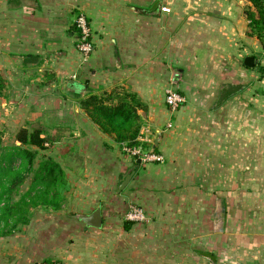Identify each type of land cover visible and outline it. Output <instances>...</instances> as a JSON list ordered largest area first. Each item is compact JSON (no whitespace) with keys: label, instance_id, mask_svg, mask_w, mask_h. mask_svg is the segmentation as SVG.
<instances>
[{"label":"crops","instance_id":"1","mask_svg":"<svg viewBox=\"0 0 264 264\" xmlns=\"http://www.w3.org/2000/svg\"><path fill=\"white\" fill-rule=\"evenodd\" d=\"M156 1L160 9L152 11ZM236 3L0 0L4 111L25 112L20 114L32 119L58 110L60 91L68 90L70 80L85 87V94L69 90L63 94L72 103L64 107L72 115V129L58 144L61 150L55 160L64 168L69 187L63 209L52 211L90 213L118 193L117 198L146 212L147 220L134 222L130 230L123 224L127 234L116 242L121 255L116 264H264V47L250 34L249 23L238 19ZM78 13L87 16L95 44L86 60L76 46ZM248 55L255 56L254 67L244 64ZM177 76L188 83L190 98L206 92L207 85L215 86L210 94L203 93L214 97L210 114L215 113V121L197 124L201 131L215 129V134L184 138L189 128L171 137L157 130L162 160L143 161L119 193L131 158L115 135L103 132L91 119L80 97L121 88L137 94L150 107L144 115L150 123L139 137L149 140L151 128L160 121L157 107L165 113L163 86ZM26 99L36 100L35 106ZM7 100L18 103L13 107ZM221 178L243 180L244 186L233 185L229 195L247 194L249 180L261 201L227 202L218 197ZM205 180H215V185ZM220 202L221 231L215 219ZM202 252L215 255L216 261ZM124 254L130 256L125 259Z\"/></svg>","mask_w":264,"mask_h":264},{"label":"rangeland","instance_id":"2","mask_svg":"<svg viewBox=\"0 0 264 264\" xmlns=\"http://www.w3.org/2000/svg\"><path fill=\"white\" fill-rule=\"evenodd\" d=\"M236 1V5L240 8L238 19L249 23V12H256V8L249 0ZM76 36L78 40V35ZM173 74H176V70L175 72L173 71ZM173 78V80H169L167 84L165 83L163 86L161 101L165 113H160V107H157L160 121L158 126L156 125L151 128L152 132L150 133L151 137L149 141L141 140L139 136L136 141H127L122 144V151L127 157L131 158L129 168L139 158V155H134L133 152L135 150H140L143 154L153 153L162 156L161 153L157 151V148L153 149L157 130L165 131L171 137L177 134L179 135L180 133L184 134L185 131L179 130H186L189 128L187 132L188 136L184 138L201 137L200 133L205 134L204 138H210L212 133L215 134V129L213 132L210 130L201 131V127L197 126V124L200 125L208 122L210 124L212 121H215V113L210 114L214 97H205L204 95L210 94L211 92L208 91H212V87H214L215 91V86L207 85L206 92H200L199 97L190 98L187 87L188 83L179 76ZM169 88H174L184 97V102L176 110L169 107L165 101L166 91ZM123 89L125 88L116 90L123 91ZM60 92L62 97L57 104L58 110L43 113L32 119H29V115L27 114H20L25 112L14 115L7 114L3 108V100L0 98V140L2 144L11 146L16 140L18 130L22 127H28L30 130L38 128L43 132V136H48L52 139L51 142L53 141V143H50L45 149L37 148L38 153L35 160L36 167L39 166L44 158L52 157L55 159V157L58 156L61 150V146L58 144L72 129V115L69 113V110L64 108L67 105L70 107L72 106V103L63 95H67L68 90L61 89ZM40 101L41 100H38V103ZM7 102H11L9 105L13 107L18 103L16 100H7ZM26 102L35 106L36 100L26 99ZM139 110L142 111V127L149 125L150 122L147 116H144L146 112L150 110L149 105L143 102V106ZM173 127L177 128L173 130ZM1 148H3V145H1ZM1 148L0 162L2 158ZM145 162L158 161L148 160ZM126 172L127 171H125V173ZM211 181H213L215 185V180H208V182L205 180V184L210 185ZM30 182L31 178L27 179L21 188L22 190L14 194L15 200L30 187ZM238 184L239 186H244L243 180L221 178L219 180L220 194L218 197H224L227 202L239 201L255 203L261 201L259 200V196L254 194L253 189L255 185H253V183L250 184L249 180H246L245 183L247 194L229 195L228 192L232 191L233 185ZM68 187V180L66 178L65 184L61 188L65 196L64 203H66L67 200L65 193L68 191ZM121 192H123V190ZM115 195L116 199L109 196L98 204L102 207L105 220L104 226L100 230L86 228L83 222L78 219L76 220L74 214L81 213L79 209H76V211H66L65 213L61 212V214H59L44 206L34 207L31 210L28 224L18 223L13 227L11 235L0 237V264H116V259L119 257L121 259L120 252L116 250V242L121 235L127 234L122 231V227L123 224L128 221L126 215L130 205L136 203L129 202L124 197L117 198L119 196L118 193H115ZM129 256L130 255H128V257ZM126 257L127 255L124 254L125 259L128 258Z\"/></svg>","mask_w":264,"mask_h":264},{"label":"trees","instance_id":"3","mask_svg":"<svg viewBox=\"0 0 264 264\" xmlns=\"http://www.w3.org/2000/svg\"><path fill=\"white\" fill-rule=\"evenodd\" d=\"M250 1L256 8V12H249L250 34L256 36L264 47V0ZM0 85L2 87V83ZM79 102L100 129L115 135L120 144L136 141L140 136L142 123L139 109L143 102L137 94L126 89L99 94L89 91L85 97H80ZM51 140L43 136L40 129L30 130L28 127L18 130L11 146L2 144L0 140V148L3 145L0 162V237L11 235L18 223L28 224L34 207L44 206L57 211L64 204L65 196L61 188L66 181V172L61 163L46 157L38 167L35 166L37 148L45 149L53 143ZM29 178L30 187L15 200L14 194L22 190ZM133 224V221H126L124 228L130 230Z\"/></svg>","mask_w":264,"mask_h":264},{"label":"built area","instance_id":"4","mask_svg":"<svg viewBox=\"0 0 264 264\" xmlns=\"http://www.w3.org/2000/svg\"><path fill=\"white\" fill-rule=\"evenodd\" d=\"M162 10L168 11V8L162 7ZM75 25L78 32L77 49L84 60L88 59L95 50V44L92 39V27L84 13H79L75 18ZM166 104L173 110H176L183 102L184 97L174 88H169L166 91ZM149 141V140H148ZM134 155H139L142 161L156 160L161 161L162 156L150 153L143 154L140 150H135ZM126 219L133 222H143L147 220V215L144 209L137 204L130 205Z\"/></svg>","mask_w":264,"mask_h":264},{"label":"water","instance_id":"5","mask_svg":"<svg viewBox=\"0 0 264 264\" xmlns=\"http://www.w3.org/2000/svg\"><path fill=\"white\" fill-rule=\"evenodd\" d=\"M152 11H156L160 9V1H156L154 5L151 7ZM256 58L253 55H248L244 59V64L248 67H254L255 66ZM68 90L72 92H77L79 94H85V87L83 84H80L76 82L75 80H70L68 82ZM161 139V133L157 132L156 137L154 139L153 149H156ZM142 164V159L138 158L136 162L127 170V172L123 175L122 179L120 180L118 184L117 191L121 192L124 190L127 185L130 183L132 177L136 173L139 166ZM221 207V208H220ZM220 207L218 209L219 213L215 219L219 226V231L223 229L224 224V207L223 202H220ZM75 218L79 221L83 222L85 224L86 228H95V229H101L103 227V212L102 207L97 206L92 212L90 213H77L75 214ZM202 256L205 258L215 262L216 257L215 255L209 253V252H202Z\"/></svg>","mask_w":264,"mask_h":264}]
</instances>
